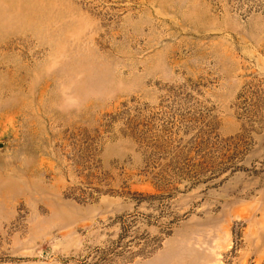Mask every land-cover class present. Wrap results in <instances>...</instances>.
I'll list each match as a JSON object with an SVG mask.
<instances>
[{
	"label": "rangeland",
	"instance_id": "1",
	"mask_svg": "<svg viewBox=\"0 0 264 264\" xmlns=\"http://www.w3.org/2000/svg\"><path fill=\"white\" fill-rule=\"evenodd\" d=\"M0 264H264V0H0Z\"/></svg>",
	"mask_w": 264,
	"mask_h": 264
}]
</instances>
